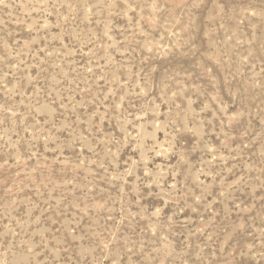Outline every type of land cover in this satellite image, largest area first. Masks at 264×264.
<instances>
[{"label":"rangeland","instance_id":"1","mask_svg":"<svg viewBox=\"0 0 264 264\" xmlns=\"http://www.w3.org/2000/svg\"><path fill=\"white\" fill-rule=\"evenodd\" d=\"M0 264H264V0H0Z\"/></svg>","mask_w":264,"mask_h":264}]
</instances>
